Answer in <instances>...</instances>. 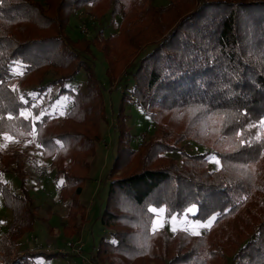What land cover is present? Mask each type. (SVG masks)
Returning <instances> with one entry per match:
<instances>
[{
    "label": "trees",
    "instance_id": "obj_1",
    "mask_svg": "<svg viewBox=\"0 0 264 264\" xmlns=\"http://www.w3.org/2000/svg\"><path fill=\"white\" fill-rule=\"evenodd\" d=\"M150 1L107 0L114 31L105 35L100 27L89 39L72 37L73 9L97 0H0V134L33 135L56 165L67 207L62 231L70 239L86 218L80 197L87 159L101 140L98 123L114 120V155L102 178L106 200L98 216L113 241L101 237L89 264H264V0ZM93 48L105 59L104 82L90 65ZM49 69L55 79L44 83ZM81 70L85 90H68L65 114L41 115L30 94ZM128 72L132 82L123 84L114 111L105 91ZM131 109L154 125L153 135L135 147ZM26 110L39 119L22 117ZM184 141L210 148L219 169L209 168L206 154L186 153ZM5 153L0 177L16 179L19 194L0 182L9 213L5 228L0 221V264L63 257L21 249L40 219L24 155ZM192 206L195 221L215 217L204 234L153 228L158 211L179 218Z\"/></svg>",
    "mask_w": 264,
    "mask_h": 264
},
{
    "label": "rangeland",
    "instance_id": "obj_2",
    "mask_svg": "<svg viewBox=\"0 0 264 264\" xmlns=\"http://www.w3.org/2000/svg\"><path fill=\"white\" fill-rule=\"evenodd\" d=\"M150 2L153 5H163L165 0H151ZM108 9L107 0H97L95 4L82 7L79 10L73 9V19L70 26L72 37L81 35L91 39L100 27L105 29V35L114 31L109 23ZM92 55L94 60L90 65L95 70L98 79L104 82V56L94 48ZM16 70L19 69L16 68ZM55 76V71L49 69L44 83L52 82ZM123 79L120 84H113L105 91L106 104L109 106L112 103L114 111H116L123 84L132 82L131 73L128 72ZM85 81V73L81 70L70 81L52 85L42 94H30L35 99L33 105L38 106L41 115L49 114L61 118L71 105V95H69L68 90L84 91ZM60 90L67 91L59 93ZM108 112H110V109ZM126 114L128 115L127 124L131 127L134 137L132 146L135 147L138 142L153 135L154 125L145 112L141 113L131 109L127 110ZM21 116L28 118L31 122L37 121L40 117V115L34 116L32 111L29 110L22 111ZM111 120V124H105L101 121L98 123L101 140L95 145L94 154L87 159L88 178L84 183L80 197L81 202L86 206V218L79 233L70 239H65L62 231L67 207L59 199L58 187L60 180L56 181L54 179L56 165L53 164L50 158L44 157L41 149L34 141L33 135L29 134L25 137L17 134L14 136L0 134V152L3 159L5 160V157H8L5 152L19 151L27 161L26 170L30 174L27 186L36 208L37 217L40 219L35 226V232L21 239V249H27L28 253L40 254L43 252L52 255V253L58 252L64 254L63 257L49 258L38 255L23 259L24 261L31 264H89L88 256L101 237L105 236L108 241H113L111 235L104 233L98 219L104 207L107 190V184L103 183L102 178L112 164L114 155L115 135L111 130L116 123L113 119ZM180 147L189 154H206L209 168L213 171L219 169V159L213 153L208 152L210 148H205L191 141H184L180 144ZM0 182L6 183L15 194H19L16 179L4 175L0 177ZM195 213V206L190 207L186 211V215L179 218H166L162 210L158 211L153 221V228L164 229L171 234L180 230L192 234H204L210 228L214 219L210 218L205 222H198L191 218V215ZM8 219L9 213L2 207L0 201V221L3 223V228L8 224ZM150 264L154 263L151 262Z\"/></svg>",
    "mask_w": 264,
    "mask_h": 264
},
{
    "label": "snow or ice",
    "instance_id": "obj_3",
    "mask_svg": "<svg viewBox=\"0 0 264 264\" xmlns=\"http://www.w3.org/2000/svg\"><path fill=\"white\" fill-rule=\"evenodd\" d=\"M261 123L264 124V120H262ZM240 134L242 135V133H240ZM242 143H243V141H242ZM212 219H215V217H213ZM209 223H211V221H209Z\"/></svg>",
    "mask_w": 264,
    "mask_h": 264
}]
</instances>
